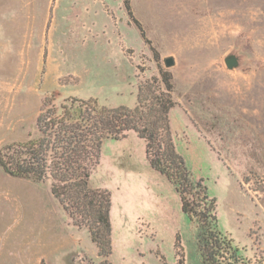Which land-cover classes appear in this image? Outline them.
Segmentation results:
<instances>
[{
	"label": "rangeland",
	"instance_id": "374dc122",
	"mask_svg": "<svg viewBox=\"0 0 264 264\" xmlns=\"http://www.w3.org/2000/svg\"><path fill=\"white\" fill-rule=\"evenodd\" d=\"M127 1L144 36L125 0H0V150L40 136L46 103L134 108L140 84L170 78L173 142L215 198L218 228L247 256L264 252V0ZM144 149L133 132L105 140L90 180L112 195L108 260L200 264L196 228ZM50 189L0 168V264L101 263Z\"/></svg>",
	"mask_w": 264,
	"mask_h": 264
},
{
	"label": "trees",
	"instance_id": "16d2710c",
	"mask_svg": "<svg viewBox=\"0 0 264 264\" xmlns=\"http://www.w3.org/2000/svg\"><path fill=\"white\" fill-rule=\"evenodd\" d=\"M125 7L144 36L127 0ZM169 81L161 78L163 88L156 79L140 84L134 108H108L95 99L74 97L59 107L44 104L36 120L40 136L4 146L0 168L18 179H50L51 193L63 211L76 226L88 230L100 264H112L108 260L112 254V195L107 188L91 187L90 180L100 164L103 142L118 141L133 132L144 142L149 167L173 186L181 212L195 226L200 264H264V252L247 256L246 247H239L218 228L215 198L202 178L192 177L177 152L169 124L174 106Z\"/></svg>",
	"mask_w": 264,
	"mask_h": 264
},
{
	"label": "water",
	"instance_id": "95a60500",
	"mask_svg": "<svg viewBox=\"0 0 264 264\" xmlns=\"http://www.w3.org/2000/svg\"><path fill=\"white\" fill-rule=\"evenodd\" d=\"M164 63L167 68L172 67L174 65V59L172 57H167L164 59ZM224 63L228 70H236L242 65L241 58L236 53L228 54L224 58Z\"/></svg>",
	"mask_w": 264,
	"mask_h": 264
}]
</instances>
